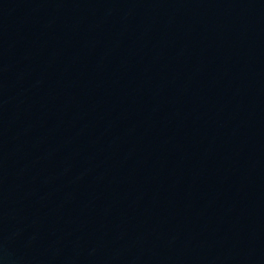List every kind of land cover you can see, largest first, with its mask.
Segmentation results:
<instances>
[{
	"label": "water",
	"instance_id": "1",
	"mask_svg": "<svg viewBox=\"0 0 264 264\" xmlns=\"http://www.w3.org/2000/svg\"><path fill=\"white\" fill-rule=\"evenodd\" d=\"M0 264H264V0H0Z\"/></svg>",
	"mask_w": 264,
	"mask_h": 264
}]
</instances>
